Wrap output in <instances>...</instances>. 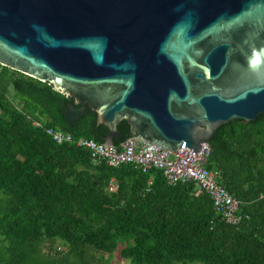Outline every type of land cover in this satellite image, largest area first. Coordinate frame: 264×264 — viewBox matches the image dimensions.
Masks as SVG:
<instances>
[{"label": "trees", "instance_id": "obj_1", "mask_svg": "<svg viewBox=\"0 0 264 264\" xmlns=\"http://www.w3.org/2000/svg\"><path fill=\"white\" fill-rule=\"evenodd\" d=\"M67 102L81 105L0 64V264H89L85 254L119 243L130 264H264V113L220 125L209 141L205 165L239 201L241 220L229 224L193 182L169 185L161 170L130 163L93 164L75 141L103 143L108 129L90 107L69 124ZM47 128L73 140L57 143ZM117 130L119 146L131 132L126 120Z\"/></svg>", "mask_w": 264, "mask_h": 264}, {"label": "water", "instance_id": "obj_2", "mask_svg": "<svg viewBox=\"0 0 264 264\" xmlns=\"http://www.w3.org/2000/svg\"><path fill=\"white\" fill-rule=\"evenodd\" d=\"M0 64L81 104L69 124L93 109L104 145L126 120V140L195 156L264 113V0H0Z\"/></svg>", "mask_w": 264, "mask_h": 264}, {"label": "built area", "instance_id": "obj_3", "mask_svg": "<svg viewBox=\"0 0 264 264\" xmlns=\"http://www.w3.org/2000/svg\"><path fill=\"white\" fill-rule=\"evenodd\" d=\"M38 124V123H36ZM46 132L57 143L72 141L70 134L61 130L47 128ZM76 145L85 147L90 152L93 164L105 162L111 167L122 164H133L143 173L151 169L162 171L167 183L175 185L178 182H193L198 192L204 191L212 200L215 211L229 224H238L241 215L238 214L239 201L224 186L219 183L220 171L206 167L210 154V144L200 143L195 154L184 145L173 151L159 149L147 142L124 140L119 146L104 145L93 139L79 137ZM117 183L111 179L108 191H115Z\"/></svg>", "mask_w": 264, "mask_h": 264}, {"label": "rangeland", "instance_id": "obj_4", "mask_svg": "<svg viewBox=\"0 0 264 264\" xmlns=\"http://www.w3.org/2000/svg\"><path fill=\"white\" fill-rule=\"evenodd\" d=\"M54 247L56 248V251L59 253H64L67 250L66 244H63L61 241L56 240L54 242ZM122 247V245L119 243L116 250L105 253V252H90L85 254V262L89 264H130V262L126 259H123L119 254V249ZM42 251L46 253L48 251V244L43 243L42 244ZM53 253V250L51 251ZM79 264V263H75ZM182 264V263H177ZM189 264H195V263H189ZM197 264H203V263H197Z\"/></svg>", "mask_w": 264, "mask_h": 264}, {"label": "flooded vegetation", "instance_id": "obj_5", "mask_svg": "<svg viewBox=\"0 0 264 264\" xmlns=\"http://www.w3.org/2000/svg\"><path fill=\"white\" fill-rule=\"evenodd\" d=\"M229 78H231V79H233V80H237V78H238V75L236 74V73H231L230 75H229ZM131 137H132V134H131Z\"/></svg>", "mask_w": 264, "mask_h": 264}]
</instances>
